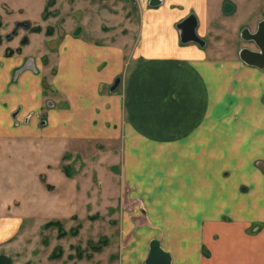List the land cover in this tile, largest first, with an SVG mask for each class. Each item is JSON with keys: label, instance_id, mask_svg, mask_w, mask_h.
Masks as SVG:
<instances>
[{"label": "rangeland", "instance_id": "1", "mask_svg": "<svg viewBox=\"0 0 264 264\" xmlns=\"http://www.w3.org/2000/svg\"><path fill=\"white\" fill-rule=\"evenodd\" d=\"M172 1L173 12L196 14L193 0ZM236 2L225 56L242 62L239 50L256 48L242 30L254 33L264 0ZM151 7L0 0V255L11 264H144L154 238L171 264H264V67L235 78L237 94L211 112L207 133L171 144V155H123L121 143L45 131L69 107L57 84L64 40L128 47L136 11ZM113 94L122 100L121 88Z\"/></svg>", "mask_w": 264, "mask_h": 264}, {"label": "crops", "instance_id": "2", "mask_svg": "<svg viewBox=\"0 0 264 264\" xmlns=\"http://www.w3.org/2000/svg\"><path fill=\"white\" fill-rule=\"evenodd\" d=\"M171 1L136 11L135 39L130 38L128 47L95 44L79 36L64 40L58 51L57 84L69 107L48 122L47 133L64 142L121 143L126 145L123 155H171L167 153L171 144L194 143L207 133L211 112H218L219 105L225 109L227 97L237 94L240 84L235 85L234 79L258 68L225 56L224 24L231 23L236 0L189 3L196 12L195 31L202 46L180 42L175 25L193 12L175 13ZM225 4L232 8L225 11ZM245 21L231 24V36L236 37ZM116 79L118 84L111 89ZM245 81L251 83L250 78ZM118 88L121 101L113 94ZM129 165L130 161L127 174L133 175L135 169Z\"/></svg>", "mask_w": 264, "mask_h": 264}, {"label": "water", "instance_id": "3", "mask_svg": "<svg viewBox=\"0 0 264 264\" xmlns=\"http://www.w3.org/2000/svg\"><path fill=\"white\" fill-rule=\"evenodd\" d=\"M161 3V0H149V5L156 7ZM232 8L230 4H225V11ZM197 19L193 13L186 16L175 25L179 33L181 43L195 42L203 45V40L196 34ZM258 33H250L247 28H243L241 34L243 39L254 40L258 50H251L243 47L239 50V58L247 65L257 68L264 67V19L259 22L257 27ZM245 33V34H244ZM247 33V34H246ZM116 79L111 87L114 89L118 84ZM0 264H11V260L5 255H0ZM144 264H171V255L162 249L158 239L150 240L148 245V253L144 259Z\"/></svg>", "mask_w": 264, "mask_h": 264}, {"label": "flooded vegetation", "instance_id": "4", "mask_svg": "<svg viewBox=\"0 0 264 264\" xmlns=\"http://www.w3.org/2000/svg\"><path fill=\"white\" fill-rule=\"evenodd\" d=\"M259 22H261V21H259ZM259 22H258V23H257V25H256L257 27H258V24H259ZM257 27H256V29H255L254 33H255V32H257V33H258ZM246 34H247V33H246ZM254 50H258L257 46H256V48H255Z\"/></svg>", "mask_w": 264, "mask_h": 264}]
</instances>
